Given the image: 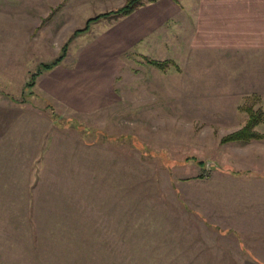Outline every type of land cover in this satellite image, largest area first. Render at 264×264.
<instances>
[{"label":"rangeland","instance_id":"rangeland-1","mask_svg":"<svg viewBox=\"0 0 264 264\" xmlns=\"http://www.w3.org/2000/svg\"><path fill=\"white\" fill-rule=\"evenodd\" d=\"M120 2L0 0V264H264V138L221 142L264 112V51L113 53L100 17L60 61L101 73L85 110L36 85Z\"/></svg>","mask_w":264,"mask_h":264},{"label":"crops","instance_id":"crops-1","mask_svg":"<svg viewBox=\"0 0 264 264\" xmlns=\"http://www.w3.org/2000/svg\"><path fill=\"white\" fill-rule=\"evenodd\" d=\"M84 1L88 0H45L49 6L45 15L59 7V15L75 16L80 9L76 7ZM102 32L108 40L107 50L113 53L129 46L142 52H167L165 47L180 44L173 39L176 36L193 49L264 51V0H156L139 6ZM100 74L94 72L92 61L82 59L71 67L60 62L39 75L35 84L68 105L74 104V97L85 110Z\"/></svg>","mask_w":264,"mask_h":264},{"label":"trees","instance_id":"trees-1","mask_svg":"<svg viewBox=\"0 0 264 264\" xmlns=\"http://www.w3.org/2000/svg\"><path fill=\"white\" fill-rule=\"evenodd\" d=\"M156 0H125L124 4L114 10L111 11H107V12H101L98 13L96 15H94L93 17H90L86 20L85 26L83 28H79L76 29L72 35L67 39V41L63 44V46L60 49V53L58 54L57 57H55L52 61L48 62V63H42L41 64V69L38 70L35 74L39 75L40 73H42L43 71H47L52 69L55 65H57L58 63H60V61L65 57L67 50H68V46L69 43L71 42V40L79 33L86 31L89 28V24L92 21H95L97 19H99L100 17H109L111 19H117L119 17H123L126 16L128 14H130L131 12H133L136 8H138L139 6H142L146 3H151V2H155ZM177 2V0H174ZM151 65L157 67L158 69H166L168 67V65L170 64V62H172L171 60H157V59H146ZM35 79V78H34ZM33 77L32 80H30L29 85H34L35 81H34ZM242 110H244L247 113V118L245 120L244 125L237 129L234 130L226 135H224L221 138V142L225 143V142H233V141H240V142H247L250 139H262L264 138V134L256 131L254 129V127L256 125H258L259 123L263 122L264 120V112L262 111V109L259 108H254L253 105L252 106H244L242 108Z\"/></svg>","mask_w":264,"mask_h":264}]
</instances>
